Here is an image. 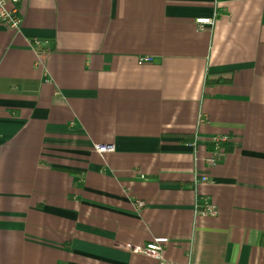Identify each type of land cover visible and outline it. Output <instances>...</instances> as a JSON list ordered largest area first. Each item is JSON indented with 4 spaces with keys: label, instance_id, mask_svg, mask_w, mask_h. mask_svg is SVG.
I'll list each match as a JSON object with an SVG mask.
<instances>
[{
    "label": "crops",
    "instance_id": "1",
    "mask_svg": "<svg viewBox=\"0 0 264 264\" xmlns=\"http://www.w3.org/2000/svg\"><path fill=\"white\" fill-rule=\"evenodd\" d=\"M18 8V30L0 22V264H158L136 250L157 236L172 262L264 264V0Z\"/></svg>",
    "mask_w": 264,
    "mask_h": 264
},
{
    "label": "built area",
    "instance_id": "2",
    "mask_svg": "<svg viewBox=\"0 0 264 264\" xmlns=\"http://www.w3.org/2000/svg\"><path fill=\"white\" fill-rule=\"evenodd\" d=\"M19 0H0V22L4 24L6 27L12 30H18L21 25V14L18 8ZM196 22L198 26L201 28L205 24H212L213 18L201 17L197 18ZM32 48L38 52V54H42V42L38 38H33L30 42ZM151 58L141 57L139 62H147L150 61ZM228 141V137L226 135H215L211 138L212 148L209 151V155L206 159L208 166H215L219 160L225 154V145ZM95 151L98 153H106L112 152L114 150V145L109 143H95L93 145ZM197 176L201 181H206L208 176L206 174H200ZM137 207L143 206V202L137 201ZM195 212L199 216H216L218 213L217 207L207 199H202L196 202ZM168 238L166 236H157L152 238L149 242H147L144 246L136 248L137 251L153 257L157 260L158 264H189V263H181V262H172L165 258L164 249L168 243Z\"/></svg>",
    "mask_w": 264,
    "mask_h": 264
}]
</instances>
